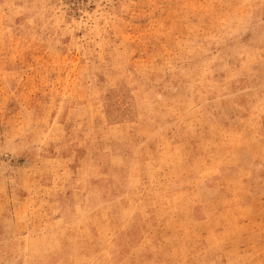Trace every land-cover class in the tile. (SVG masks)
<instances>
[{"label": "rangeland", "instance_id": "1", "mask_svg": "<svg viewBox=\"0 0 264 264\" xmlns=\"http://www.w3.org/2000/svg\"><path fill=\"white\" fill-rule=\"evenodd\" d=\"M0 264H264V0H0Z\"/></svg>", "mask_w": 264, "mask_h": 264}]
</instances>
